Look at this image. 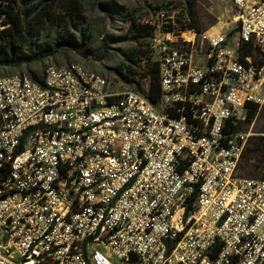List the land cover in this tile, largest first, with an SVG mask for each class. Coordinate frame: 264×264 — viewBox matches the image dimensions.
<instances>
[{
	"label": "built area",
	"instance_id": "obj_1",
	"mask_svg": "<svg viewBox=\"0 0 264 264\" xmlns=\"http://www.w3.org/2000/svg\"><path fill=\"white\" fill-rule=\"evenodd\" d=\"M230 2L236 45L177 11L147 22L157 103L80 64L0 77V264H264V180L238 174L264 0Z\"/></svg>",
	"mask_w": 264,
	"mask_h": 264
},
{
	"label": "rangeland",
	"instance_id": "obj_2",
	"mask_svg": "<svg viewBox=\"0 0 264 264\" xmlns=\"http://www.w3.org/2000/svg\"><path fill=\"white\" fill-rule=\"evenodd\" d=\"M51 11L52 19L43 27L35 22V29L31 31V39L17 50L19 55L51 50L52 56L24 64L21 67H1L0 77L9 75H28L32 73L42 77L50 65L80 64L87 70L100 74L106 78L112 87L119 91L138 90L141 87L147 90L149 78L143 74L148 68V62L157 63L151 54V37L140 41L133 39V25L154 26L159 23L158 12L161 9L171 12L193 24L199 31H217L227 34L232 44L238 40V15L230 0H54ZM81 9L85 19L79 24L73 6ZM190 12H192L193 17ZM156 23V24H155ZM152 26V25H150ZM154 28V27H153ZM154 31V29H153ZM134 54L137 64L127 61L129 54ZM150 58V59H149ZM263 54H257L261 60ZM259 65V62L256 63ZM129 67H132L138 84H128L119 75L118 70L131 76ZM259 107V106H258ZM241 130L249 132L246 149L254 147L255 139L264 136V104L250 123H242ZM248 156L242 157L239 166V176L247 178L246 166Z\"/></svg>",
	"mask_w": 264,
	"mask_h": 264
},
{
	"label": "trees",
	"instance_id": "obj_3",
	"mask_svg": "<svg viewBox=\"0 0 264 264\" xmlns=\"http://www.w3.org/2000/svg\"><path fill=\"white\" fill-rule=\"evenodd\" d=\"M54 5V0H0V68L21 67L24 64H30L53 55L51 50L30 52L23 55H19L17 50L21 49V45L31 39V31L36 26L33 22L43 27L47 21L52 19L51 11ZM73 10L75 11L77 22L83 24L85 19L81 14V9L74 4ZM190 14L193 17L192 12ZM190 26L195 27L193 24H190ZM132 28L134 30V41L146 39L153 34V27L150 25L135 23ZM257 54H260V51L252 45L241 44V59L243 62L246 61V57H253L255 63L259 62V65H264V55L261 60H257ZM127 61L131 64H137L132 53L127 56ZM147 64L148 68L143 77L149 78L148 90L138 87L137 91L147 94L152 102L157 103L161 94L159 65L150 61ZM128 69L133 77L124 75L122 69L118 70L119 75L128 84H138L135 78L137 73L134 72L132 67L128 66ZM31 77L37 82L42 80V77L34 73H32ZM258 108L255 104L250 106L245 123H250L255 118ZM238 129L241 130V125H239ZM248 151L249 148L245 150L243 155V158H245L249 154V162L246 166L247 175L249 177H261L260 179L264 180V136L256 138L251 153Z\"/></svg>",
	"mask_w": 264,
	"mask_h": 264
}]
</instances>
